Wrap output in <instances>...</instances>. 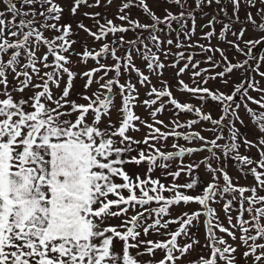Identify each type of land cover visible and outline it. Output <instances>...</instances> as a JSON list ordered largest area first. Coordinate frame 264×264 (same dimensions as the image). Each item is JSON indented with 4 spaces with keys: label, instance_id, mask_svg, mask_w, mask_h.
Listing matches in <instances>:
<instances>
[{
    "label": "snow or ice",
    "instance_id": "6c2138e0",
    "mask_svg": "<svg viewBox=\"0 0 264 264\" xmlns=\"http://www.w3.org/2000/svg\"><path fill=\"white\" fill-rule=\"evenodd\" d=\"M155 2L168 5L163 15L149 0H121L116 24L86 10L113 0H0V264H264V0ZM132 8L149 22L132 18ZM81 31L99 47L82 42L76 52L73 37ZM129 32L133 39L126 38ZM108 59L111 64L101 62ZM89 60L94 67H87ZM166 68L174 70L177 91L199 106L174 95L162 79ZM186 73L192 86L181 78ZM78 78L82 91L75 92ZM217 81L231 91L208 86ZM137 84L146 89L142 101ZM26 90L32 94L25 97ZM138 104L152 123L135 113ZM169 104L176 118L165 124L156 117ZM241 107L254 139L237 127H246ZM181 113L196 118L182 123ZM204 123L210 127L187 131ZM140 125L149 130L143 140L128 134ZM170 137L174 151L156 146ZM242 146L256 149L257 158L241 153ZM199 153L207 155L190 159ZM229 160L254 183L234 181ZM125 165L145 170L130 174ZM202 166L210 180L199 194H189L202 182ZM157 169L160 176L153 178ZM182 174L185 182L177 183ZM168 177L172 182L163 183ZM221 201L227 227L213 207ZM181 204L200 207L173 217L170 209ZM200 223L203 245L192 232ZM150 234L159 238L147 239Z\"/></svg>",
    "mask_w": 264,
    "mask_h": 264
},
{
    "label": "rangeland",
    "instance_id": "374dc122",
    "mask_svg": "<svg viewBox=\"0 0 264 264\" xmlns=\"http://www.w3.org/2000/svg\"><path fill=\"white\" fill-rule=\"evenodd\" d=\"M63 3L67 4L68 3V0H62ZM121 3V0H113V4L108 6V7H103L101 6L100 8H93V9H86L88 11H94V12H101L107 19H113L114 22L116 24H120L121 21L115 19L116 17V13H117V8L118 6L120 5ZM149 3H150V6L153 7L154 11H156V13L158 15H163V8L164 7H167L168 5L166 4H163V3H160V4H157L155 2V0H149ZM4 6L2 4H0V8H3ZM174 12L177 11L176 8H173L172 9ZM207 11V9L205 10ZM130 15L132 18H139L141 20L142 23H148V19L145 17V15L142 13V11H140L139 9L137 8H132L131 11H130ZM68 18V13L66 12L65 13V19ZM198 20V24L199 23H202V21L200 20V18L198 17L197 18ZM225 22H227L225 20ZM85 23L88 24L89 26H91L92 24V21L91 20H85ZM176 26V25H174ZM178 27V26H177ZM147 33H145L146 35ZM46 35H51V33H46ZM126 35V38L127 39H133L134 38V34L132 32H129ZM200 35V30H199V27L197 28V36ZM249 35H255V33L253 32H249ZM172 38L175 39V33L172 34ZM231 38V37H229ZM73 39H76L78 41L77 44H75L73 47L75 49L76 52H80L82 51V48H81V43L82 42H87V44L89 45V47H95V48H98L99 47V44H93V41L90 37H88L84 32H79V35L78 36H74ZM108 42H111L113 37L111 36V34L108 36ZM201 43H204V41H201ZM213 44L216 43L215 40L212 41ZM224 46V45H222ZM264 50V49H262ZM122 51V50H121ZM172 51L175 52L177 51V49L175 47L172 48ZM120 54V53H118ZM231 53L229 54V57L231 58ZM73 61L76 60V57L73 56L72 57ZM161 59H163V56L161 57ZM197 60H203V57L202 56H197L196 57ZM242 59V57H241ZM102 63L104 62H107L108 64H111L112 61L111 59H108L107 61H101ZM136 63L138 66H140L142 69H144V64L139 60L137 59L136 60ZM165 63H168V61H165ZM95 64L93 61L89 60L88 61V64H87V67L91 68V67H94ZM208 65L206 64H201V68H204V67H207ZM84 69V66L81 65L79 68H76L75 70L76 71H82ZM264 70V69H262ZM146 71V70H145ZM218 71V69H217ZM147 74V72H146ZM110 75H112L110 73ZM186 83H188L190 86H192V81L190 80L189 78V74H185L183 77H181ZM257 79H259V77H256ZM9 79H11V77H9ZM152 79V83L153 84H156L157 87H161V85L159 84L158 82V79L156 76H152L151 77ZM162 79L164 80H167L169 82V84L172 86V91L174 93V95L179 99L181 100L182 102L184 101H188V102H191L193 103L194 105H197L199 106V103L198 101L193 98L190 94H186V93H182V92H179L177 91V88H176V81H175V78H174V70L171 69V68H166L164 70V75L162 77ZM239 79H240V74L239 72L237 73H234L233 74V80L236 81V82H239ZM132 80H133V83H136V79H135V76L132 77ZM262 85H264V81L261 82ZM76 84V87H75V92H80L82 91L81 89V85L83 84V81L80 80L79 78L76 80L75 82ZM209 87H220L222 91H231V85L228 87V88H224L222 85L219 84V82H210ZM61 87H63V84L61 85ZM97 87V85H93V89L92 90H95ZM137 87L140 89V100L142 101L143 99L147 98L145 96V92H146V89L145 88H142L140 87L139 84H137ZM54 91H56L54 89ZM32 93H31V90H26L25 93L23 94L25 97L27 96H30ZM90 94V93H89ZM251 95L253 96H256L257 94L255 92H250ZM16 95H19V94H16ZM239 102V100L237 101ZM80 103H85V101L81 100ZM115 104H116V107L118 108L120 106V98L119 96L117 95L116 97V101H115ZM251 107L255 108L256 106L255 105H250ZM171 105H167V107L165 108L164 112L162 114H159L156 119H159V120H163L165 124H169L170 120H172L173 118H176L174 117L173 115V112L171 111ZM205 110L208 111V110H211L208 106H205ZM134 111L137 115H139L142 119H145V120H148L149 123H152V120L149 119V116H148V111H146V109L144 107H141L139 106V104L134 108ZM213 116L216 117L219 115V111H213L212 112ZM240 114L242 116V118L244 119V123L246 125V127H242L240 126L239 124L237 125V127H240L241 128V132L246 134L247 135V138L248 139H254L255 137L252 135L253 132H255V128H254V125H252V123L250 122V119L249 117L246 115L245 111H244V108L241 107L240 109ZM193 118H196L195 117V114L192 113V114H183L181 113L178 117V119L180 120V122H185L189 119H193ZM117 119H118V113L116 111H113L112 112V115H111V120L113 123H116L117 122ZM108 121L107 119H105L101 125V127H104L105 125H107ZM139 123V122H137ZM157 127H161L162 131H168L170 130L169 129H165L163 128L161 125H156ZM201 127H210L209 125H207L206 123L204 124H201V125H198L196 126L194 129H187V131H192V130H200ZM149 130L144 127L143 125H140V131L139 132H136V131H130L128 134L133 136L135 139L137 140H143L145 134L148 132ZM178 131H185V129H178ZM202 134L206 135V136H209L210 137V133L208 132H203ZM173 143V138H169L166 142L162 141L160 143H157V147H161V145L163 144V150L165 151H174V149L171 148V145ZM181 144H185L184 141H180ZM195 144V142H194ZM141 148H144L146 146L144 145H140ZM240 152L243 153V154H248V155H251L253 158H257V152H256V149H252L250 152H246V149L242 146L240 148ZM135 153H133L134 155ZM207 155V153H199V154H195L193 155L190 159L191 160H199L201 159L203 156ZM125 159L128 158V154H125ZM179 161L177 160L176 162L173 163V168L172 170L174 171L175 170V164L178 163ZM189 162V158L188 157H185V163ZM125 169L128 170L131 174V171L132 170H137V171H140L141 174H143L144 172V165H141L139 169H136V166L135 165H125ZM227 170L229 172V174L234 178V181L235 179H238L239 180V184L240 185H252L254 183V180L253 178L249 175L247 176V178H245L244 176L241 175L240 172L237 171V168L234 166V162L229 160L228 163H227ZM198 173L200 175V178H201V183L197 185L196 189L194 190H188L189 191V194H199L203 187L206 186V184L208 183V181L210 180V176L208 174L205 173L204 171V168L203 166L198 170ZM160 176V170L157 169L154 173H153V178H156V177H159ZM162 179V182L165 183V184H170L172 182V177H168V179ZM186 180V177L182 174L181 177L176 181L177 183H184ZM117 182H120L119 180H117ZM261 194H264V193H261ZM165 195H168V193H165ZM222 204H223V201H221V204L220 205H213V207H216L217 208V214L220 218V221L223 222L224 226H228V222H227V219L225 217V213L223 211V208H222ZM200 206L197 205V204H190V205H184V204H181L179 206H173L171 209H170V212L172 214L173 217L177 216L178 214L182 213V212H191V211H195L199 208ZM131 214V213H130ZM232 216L235 217L237 215V212H236V206L234 205V208L231 212ZM201 220H203V217H201ZM112 224H119L120 223V220L119 219H115L113 218L112 221H111ZM175 225H170V228L172 230H175ZM192 232L194 233V239H199L200 242H201V245H203L204 243V232H205V229H204V226H203V223H200L197 225V227L193 228L192 229ZM217 235H224V238L228 240L229 243H233L231 241V239L229 237H227L225 234H222V233H219L217 232ZM141 238H144L143 236ZM159 237L156 236L155 234H150L147 239H158ZM243 249H240L238 252H237V256L239 257L240 256V252H242ZM196 255V253H192L191 256L189 258H194ZM162 256V253H160L159 251H157V254H156V259H160ZM147 257H145L146 259ZM177 264H182L181 261H178ZM241 264H243V262L241 261Z\"/></svg>",
    "mask_w": 264,
    "mask_h": 264
}]
</instances>
